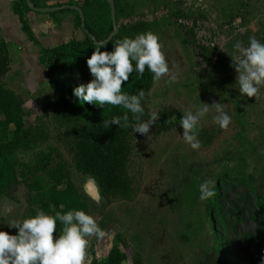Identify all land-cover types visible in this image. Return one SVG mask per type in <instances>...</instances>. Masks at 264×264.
<instances>
[{"label": "rangeland", "instance_id": "obj_1", "mask_svg": "<svg viewBox=\"0 0 264 264\" xmlns=\"http://www.w3.org/2000/svg\"><path fill=\"white\" fill-rule=\"evenodd\" d=\"M12 2L0 0V35L10 42L11 62L3 81L23 99L26 125H41L49 136L29 149H17L19 181L0 195V229L15 234L8 224L28 217L31 207L42 211L28 184L49 180L38 167L46 154L51 159L47 167H68L88 196V213L105 233L88 238L90 261L106 258L117 245L128 264H221L222 257L229 264H261L264 210L255 192L264 197V85L256 98L240 94L231 57L239 55L236 41L243 47L249 37L264 42V0H126L127 16L120 22H148L147 31L158 36L169 75L175 77L154 79L146 101L150 111L171 105L185 113L204 102L209 112L198 124L196 149L184 141L180 126L151 129L146 136L136 133L129 163L132 197L111 200L100 194L90 174L77 170L67 145L68 122L56 115L53 92L38 62L42 44L83 33L71 13L30 10L27 17L41 45L30 41ZM215 103L231 117L226 128L213 121ZM6 137L0 130V142ZM204 180L214 181L213 189L218 184L213 200L198 199Z\"/></svg>", "mask_w": 264, "mask_h": 264}, {"label": "trees", "instance_id": "obj_2", "mask_svg": "<svg viewBox=\"0 0 264 264\" xmlns=\"http://www.w3.org/2000/svg\"><path fill=\"white\" fill-rule=\"evenodd\" d=\"M34 6H53L47 2L50 0H31ZM82 4L75 1L57 3V11L48 13L55 15L63 12L75 14L76 26L83 33V39L72 37L67 41L52 45H41L36 37L27 12L34 10L27 0H13L12 12L17 16L21 24V30L26 37L40 44L38 62L44 70L46 82L53 92L56 115L68 122L67 145L72 153L77 170L90 174L98 184L100 194L107 200L132 197V179L129 172L130 157L133 150L135 134L131 127L120 128L111 125L108 128L102 126L103 119L112 116H123L126 110L121 106L105 104L104 108L88 102H80L73 94V89L80 83L88 82L92 77L86 64V58L91 55L97 41L108 40L105 46L112 49V43L128 36L134 37L138 33L148 30V22L137 20L123 22L120 20L127 16L126 0H82ZM81 8L84 18L71 6ZM112 9L116 19L112 18ZM38 12V11H37ZM10 42L0 35V130L7 133L5 141L0 142V195L13 184L19 181L16 167L18 159L16 151L19 148L29 149L40 140H45L49 133L41 125H26V111L23 107V99L10 87L3 77L10 70ZM104 50V49H102ZM225 59L221 58L222 70L225 68ZM154 78L145 69L142 76H137L135 71L129 75V79L123 82V92L136 94L143 90L145 95L141 100L144 108L142 120H146L152 113H159L152 130L161 132L179 127V119L182 116L181 108L176 106H164L156 112L150 111L147 106V97L153 86ZM129 116V123L132 114ZM71 123V125H70ZM38 165L39 169L46 172L49 180L44 182L35 179L28 184L32 192L39 196L37 203L45 214L54 215L56 211L64 212L69 209H82L89 212V199L72 180L71 172L65 164L57 163L47 167L50 155H43ZM236 181H245L240 176L227 174ZM218 184L216 185L217 189ZM261 201L264 210V197L258 191L255 192ZM214 196L211 197V200ZM36 208L31 207L28 216L34 215ZM60 225L57 224V231ZM57 232L54 230L53 238ZM221 264H229L222 257ZM90 264H128L127 254L117 245H114L104 259L93 258Z\"/></svg>", "mask_w": 264, "mask_h": 264}, {"label": "clouds", "instance_id": "obj_3", "mask_svg": "<svg viewBox=\"0 0 264 264\" xmlns=\"http://www.w3.org/2000/svg\"><path fill=\"white\" fill-rule=\"evenodd\" d=\"M108 43V40L97 41L92 47L91 55L86 58L92 78L86 83L78 84L73 89V94L82 103L88 102L102 108L105 104L121 106L126 110L123 116L103 119L104 128L111 125L131 127L134 133L146 136L159 120V113H152L146 120H142L144 108L141 100L145 95L144 91L128 94L121 90V85L128 81L133 71L139 77L146 68L156 80L165 77L174 80L175 77L169 75V66L161 51L162 45L158 36L151 31L138 33L134 37L124 36L112 43L111 50L105 48ZM233 48L239 53L231 57V66L237 73L235 83L238 84V91L247 97L256 98L260 86L264 85V42L249 37L247 47L236 41ZM29 103L32 104V101ZM215 104L217 114L212 117L213 121L220 128H226L231 117L219 103ZM128 112L132 114L135 123H129ZM208 112L209 104L202 102L195 111L182 113L179 119V125L183 129L181 135L192 149L200 145L196 130L200 120ZM214 183L204 180L198 185L199 200L205 201L215 195L212 187ZM8 226L17 231L10 234L0 229V264H90L88 238L105 234L97 219L82 209L56 211L54 215L37 211ZM54 230L57 232L55 239ZM261 264H264V257L261 258Z\"/></svg>", "mask_w": 264, "mask_h": 264}, {"label": "water", "instance_id": "obj_4", "mask_svg": "<svg viewBox=\"0 0 264 264\" xmlns=\"http://www.w3.org/2000/svg\"><path fill=\"white\" fill-rule=\"evenodd\" d=\"M28 4L33 7V9L35 11H38V12H42V13H51V12H54V11H57L58 10V6L57 5H53V6H34L32 1L31 0H27ZM73 9H75L76 11H78L79 15L81 16V18L83 19L84 16H83V12L81 10V8L77 5H72L71 6ZM112 18L115 19V16H114V12H113V9H112Z\"/></svg>", "mask_w": 264, "mask_h": 264}, {"label": "crops", "instance_id": "obj_5", "mask_svg": "<svg viewBox=\"0 0 264 264\" xmlns=\"http://www.w3.org/2000/svg\"><path fill=\"white\" fill-rule=\"evenodd\" d=\"M63 13H71V14H73V20H74V22H75V14L73 13V12H63ZM56 15V14H55ZM77 27H79V26H77ZM80 28V27H79ZM81 29V28H80ZM81 31H82V29H81ZM82 33H83V31H82ZM77 39H83L84 38V33H83V37H76ZM69 40V39H68ZM67 41V40H66ZM63 42V41H62Z\"/></svg>", "mask_w": 264, "mask_h": 264}]
</instances>
